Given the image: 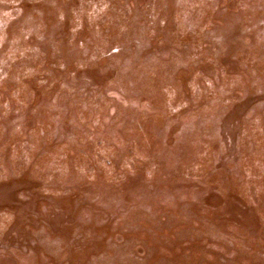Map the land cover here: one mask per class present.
I'll list each match as a JSON object with an SVG mask.
<instances>
[{"label":"rangeland","instance_id":"rangeland-1","mask_svg":"<svg viewBox=\"0 0 264 264\" xmlns=\"http://www.w3.org/2000/svg\"><path fill=\"white\" fill-rule=\"evenodd\" d=\"M0 264H264V0H0Z\"/></svg>","mask_w":264,"mask_h":264}]
</instances>
